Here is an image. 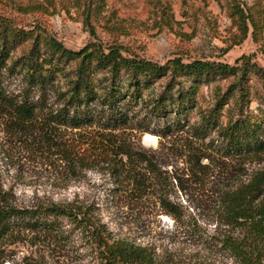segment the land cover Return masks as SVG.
<instances>
[{
	"label": "trees",
	"instance_id": "16d2710c",
	"mask_svg": "<svg viewBox=\"0 0 264 264\" xmlns=\"http://www.w3.org/2000/svg\"><path fill=\"white\" fill-rule=\"evenodd\" d=\"M242 25L240 39L246 35ZM24 43L25 49L12 53ZM250 75L264 81V70L244 57L238 66L180 58L159 64L114 44L89 42L68 49L46 30L24 29L0 16V128L52 153L69 177L90 168L106 171L136 198L153 196L175 221L181 210L167 187L172 178L179 182L178 175H169L152 153L114 130L133 124L159 136L184 130L201 139L215 129L227 155L254 160L264 152V141L243 110ZM9 77L20 83L14 90L4 84ZM226 77L232 80L225 90L215 88L208 108L197 109L198 120H191L197 87ZM229 97L234 112L221 124ZM190 153V175L202 181L208 163L201 159L211 158L199 148ZM239 169L238 182L231 177L215 190L212 233L196 225L192 233L197 245L221 251L234 264H264V167ZM61 237L75 238L94 264H161L149 246L111 237L82 201L18 206L0 188V254L7 243Z\"/></svg>",
	"mask_w": 264,
	"mask_h": 264
},
{
	"label": "rangeland",
	"instance_id": "374dc122",
	"mask_svg": "<svg viewBox=\"0 0 264 264\" xmlns=\"http://www.w3.org/2000/svg\"><path fill=\"white\" fill-rule=\"evenodd\" d=\"M0 16L24 29L46 30L68 49L77 50L89 42L114 44L124 53L159 64L180 58L238 66L244 57L264 70V0H0ZM242 22L246 35L240 39ZM231 80L226 77L199 85L197 107L189 112L191 120H198V110L208 108L213 90L224 91ZM4 84L14 90L20 83L9 77ZM245 84L243 110L264 141V81L250 75ZM233 112L229 97L221 124ZM139 113L142 116L144 111ZM114 132L152 153L169 175H178L179 182L172 178L167 188L170 199L180 206V221L165 214L153 196L136 198L129 186L118 185L106 171L90 168L69 177L52 153L34 149L30 139L18 141L3 127L0 188L10 192L18 206L82 201L91 206L111 237L149 246L161 264H234L221 251L197 245L192 229L196 225L199 231L212 233L216 188L232 178L238 182L243 177L240 167L248 171L264 167V152L248 161L227 155L215 129L201 139L191 138L184 130L159 136L135 129L133 124ZM195 148L211 158L210 162L201 159L208 163L202 181L190 175L189 156ZM1 248L0 264H94L75 238H32Z\"/></svg>",
	"mask_w": 264,
	"mask_h": 264
}]
</instances>
